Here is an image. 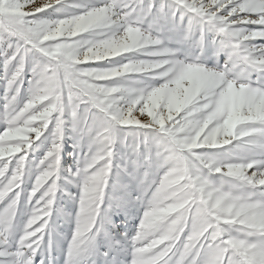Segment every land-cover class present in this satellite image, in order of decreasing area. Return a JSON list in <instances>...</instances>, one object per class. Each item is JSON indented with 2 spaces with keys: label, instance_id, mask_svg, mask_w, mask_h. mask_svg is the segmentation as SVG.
Returning <instances> with one entry per match:
<instances>
[{
  "label": "snow or ice",
  "instance_id": "obj_1",
  "mask_svg": "<svg viewBox=\"0 0 264 264\" xmlns=\"http://www.w3.org/2000/svg\"><path fill=\"white\" fill-rule=\"evenodd\" d=\"M0 264H264V0H0Z\"/></svg>",
  "mask_w": 264,
  "mask_h": 264
}]
</instances>
